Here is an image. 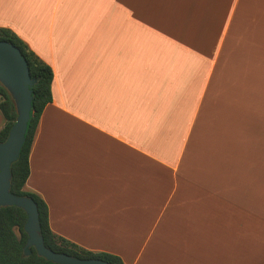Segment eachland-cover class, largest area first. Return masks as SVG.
Segmentation results:
<instances>
[{"label":"crops","instance_id":"0c3cea01","mask_svg":"<svg viewBox=\"0 0 264 264\" xmlns=\"http://www.w3.org/2000/svg\"><path fill=\"white\" fill-rule=\"evenodd\" d=\"M0 28L53 73L23 190L54 235L264 264V0H0Z\"/></svg>","mask_w":264,"mask_h":264},{"label":"trees","instance_id":"16d2710c","mask_svg":"<svg viewBox=\"0 0 264 264\" xmlns=\"http://www.w3.org/2000/svg\"><path fill=\"white\" fill-rule=\"evenodd\" d=\"M0 41L10 43L20 51L27 65L30 78L33 79L30 87L32 100L29 120L19 155L10 166L9 192L16 197H26L34 202L38 214L40 234L47 249L55 253L70 255L73 258L96 259L109 264H124L115 255L87 251L64 238L54 235L48 226V211L45 202L38 195L23 190L30 172L29 154L38 122L44 108L52 102L51 83L53 73L51 68L30 51L23 41L10 30L0 28ZM0 114L4 120V124L0 129V143H3L15 122L16 111L13 101L1 85ZM25 222L26 215L21 209L15 206L0 207V264H55L39 257L34 248L30 249L31 254L29 256L23 255V247L27 241V235L24 232Z\"/></svg>","mask_w":264,"mask_h":264},{"label":"water","instance_id":"95a60500","mask_svg":"<svg viewBox=\"0 0 264 264\" xmlns=\"http://www.w3.org/2000/svg\"><path fill=\"white\" fill-rule=\"evenodd\" d=\"M30 78L27 65L20 51L12 44L0 41V85L13 101L16 119L8 136L0 143V207L15 206L26 215L24 232L27 241L23 247V255L29 256L34 248L39 257L55 264H109L96 259L73 258L64 253H55L44 246L40 234L38 214L34 202L26 197H16L10 190V166L19 155L24 142V135L31 109Z\"/></svg>","mask_w":264,"mask_h":264}]
</instances>
